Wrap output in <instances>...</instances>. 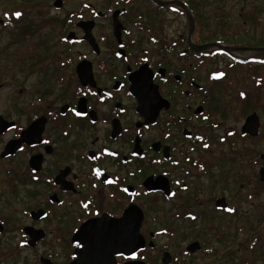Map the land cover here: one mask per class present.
<instances>
[{"label": "flooded vegetation", "instance_id": "obj_1", "mask_svg": "<svg viewBox=\"0 0 264 264\" xmlns=\"http://www.w3.org/2000/svg\"><path fill=\"white\" fill-rule=\"evenodd\" d=\"M136 1L124 3L123 0H117L113 7H109L110 2H107L108 8L104 12L87 4L92 17L103 18L110 12L112 38L103 35L96 38L93 34L95 20L78 17L74 25L82 34L78 36L70 30L62 39L68 43H85L93 56H80L72 67L69 59L59 61L50 70L47 65L40 66L41 80L44 79L40 83L47 89L45 100L39 97L44 110L38 111L31 104L32 112L25 123L21 124L0 114L5 120L14 122L11 129L0 134L3 137L13 131L2 147L0 159L8 161L24 153L25 169L30 174L29 184L39 183L48 187L44 193L46 203L30 210L29 218L38 223L50 216L53 218L50 220L57 219L67 225L64 229L59 228V231L54 229L55 237L65 248V259L53 261L52 254H49L50 258L39 257L40 264H43L41 258L48 259L50 264H174L186 260L188 264H196L197 253L202 249L203 252L211 249L208 247V239L197 235L181 248L173 247L171 242L159 247L157 238L162 235L172 239L175 231L167 225L158 229L154 226L163 217L159 213L164 208L161 206L171 200L180 203L178 211L172 212L173 219L193 221L200 217L190 210L193 202L199 200L197 195L201 192L200 188L194 186L196 178L205 176L210 182L226 180L222 171L212 173V167L218 170L225 165L220 156V164L212 159L210 134H216L220 124L215 121L216 116L211 111L212 87L216 80L212 70L206 71V65L211 62L212 56L222 54L234 57L241 50L235 49L239 45L220 41L219 36L220 39L212 41L209 38L196 43L191 40L192 35L189 41L187 33L186 37L178 36L179 41H169V38L161 35L162 21L159 16L146 10L133 9ZM142 1L147 2L155 12L164 11L168 7L184 11L180 0H158L170 2L165 4L153 0ZM116 10L119 11L117 19L122 25L119 40L113 31V14ZM16 19L14 13L6 19L0 18V29L14 25ZM81 21H93L91 33L98 51L93 50L83 38L84 32L77 26ZM137 30L143 33L135 35ZM70 33L74 35L72 38L69 37ZM107 40L108 47L103 45ZM212 43L219 45H210ZM148 44L155 47L150 49ZM205 44L209 45L197 48ZM30 45L33 46V43L30 42ZM243 47L254 48L252 45ZM253 51L258 50L248 52ZM117 53L120 55L117 56ZM30 57L33 59L34 55ZM83 60L89 62L90 75L87 66L85 74L80 75L77 71V65ZM259 65L256 61L245 64V75L255 81L256 85L258 77L254 71L259 69ZM198 66L204 71L199 77L194 73ZM141 68L143 74L151 70L153 84L157 86L161 97L158 98L157 106L160 107L156 119L149 123L140 114L138 99L131 91V79ZM229 84V87L236 85L233 82ZM74 108L85 115L77 116L72 111ZM42 117L45 124L39 141L35 132L30 137L23 135L31 123ZM229 133L234 135L236 130L226 132L227 136H232ZM227 136H221L220 140L226 141ZM239 136L251 137L248 134L242 135L241 127ZM12 140L16 141L18 149L1 157L5 146ZM42 140L49 143L44 144ZM184 144L190 145L184 147ZM204 144L209 147L205 148ZM194 145L201 146L202 151L206 152L204 160L200 156L197 158L194 150H190ZM259 169L257 174L252 173L248 177L247 184L250 181L260 182ZM243 177L238 172L236 179L244 180ZM242 185L243 182L240 183ZM184 193L188 197L182 199ZM99 198L106 207L98 205ZM220 198L226 202L224 194L215 196L212 209L215 212L226 209L217 206L216 201ZM89 201L91 203L85 209L83 205ZM147 204L159 211L150 220ZM38 210L41 215L34 217L31 213ZM88 225L92 226L87 236L85 232L89 228H85ZM26 226L44 233L34 246L28 244L29 236L24 231ZM24 227L22 231L26 244L32 248L47 235L43 228L31 224ZM212 229L216 233V228ZM76 233V241L73 243L72 238ZM89 240L91 244L87 246ZM193 242H197L198 247L190 250L189 245ZM173 249L174 253L171 252ZM165 256L166 263L163 260Z\"/></svg>", "mask_w": 264, "mask_h": 264}, {"label": "rangeland", "instance_id": "obj_2", "mask_svg": "<svg viewBox=\"0 0 264 264\" xmlns=\"http://www.w3.org/2000/svg\"><path fill=\"white\" fill-rule=\"evenodd\" d=\"M116 1L62 0L61 8L56 9L53 6L54 0H0V18L6 19L15 12L22 13L13 22L14 25L0 29V114L23 124L32 112L31 104L38 111H43L44 105L39 97L44 101L47 89L40 83L44 79L41 80L42 75L39 72L42 70L39 67L47 65L50 70L59 61L66 59L71 61L69 64L72 67L80 56L92 57L93 53L85 43H68L62 38L70 30L75 31L78 36L82 34L74 25L78 17L95 20L93 34L96 38L98 35L112 38L110 12L103 18L92 17L86 5L90 4L97 11L104 12L108 8L107 2H110L109 7H113L116 6ZM187 1L195 4L198 9V18L190 12L193 20V42L201 43L203 39H212L216 26L225 21L230 22L231 28L239 32L235 33L238 34L237 37L244 36L246 30L248 35L256 39H264V0ZM132 8L159 16L162 21L161 35L169 38V41H179L177 37H186L189 31L188 18L181 8L168 7L164 11L155 12L142 0H137ZM142 33L137 30L134 34ZM107 43L108 40L103 45L108 47ZM151 45L148 44V47L153 49L155 46ZM101 49L106 50L103 47ZM181 49L182 45L179 46V50ZM248 51H238L234 57L215 55L206 65V71L212 70L213 75L226 73L216 78L213 83L211 111L220 127L216 128V134H210L209 141L213 161L219 164L223 162L225 165L218 170L212 167V173L222 171L226 180L210 182L205 176L195 179V188L201 189L197 195L200 202L195 200L190 210L198 213L200 217L193 221L173 219L172 212L178 211L179 201L164 203L161 206L164 207L162 212L155 211L147 204L149 220L157 212L163 214L154 226L156 229L167 225L175 231L172 239L159 236V247L171 242L173 247L181 248L196 235L208 239V247L211 249L206 250L207 252L202 249L197 253L196 264H264V183L250 181L247 184L248 177L252 173L257 174L258 169L264 166V63L260 62L259 69L254 71L258 77L256 85L255 81L245 75L247 66L237 61L256 58L254 53L261 50ZM30 55H34L33 59ZM200 68H196L195 76L199 77L204 72ZM230 82L236 85L229 87ZM241 92L246 95L241 97ZM252 112H256L259 117V132L255 137L241 138L240 127L245 117ZM230 129L236 130V134L227 136L226 132ZM12 133L13 131H9L0 137V152ZM221 136H227L226 141L222 142ZM188 145L190 144H184V147ZM190 150H194L197 158L200 156L204 160L207 157L201 146L194 145ZM25 157L22 153L8 161L0 159V264H40L39 257L50 258L49 254H52L53 261H63L66 251L58 237H55L54 229H64L66 223L57 219L50 220L53 219L50 216L37 223L28 216L30 210L46 203L44 193L48 187L39 183L29 184L30 174L25 169ZM238 172L243 174L244 180L236 179ZM223 194L226 196V209L215 212L212 210L213 198ZM186 197V193L182 194V199ZM97 201L100 207H106L100 198ZM228 209L235 211L229 212ZM26 224L43 228L47 232L44 240L33 248L22 244L26 240L22 227ZM212 228H216V233ZM173 251L175 250H171L172 253ZM180 262L182 263L174 264H188V260Z\"/></svg>", "mask_w": 264, "mask_h": 264}, {"label": "water", "instance_id": "obj_3", "mask_svg": "<svg viewBox=\"0 0 264 264\" xmlns=\"http://www.w3.org/2000/svg\"><path fill=\"white\" fill-rule=\"evenodd\" d=\"M153 1L159 4L170 3V2H159L158 0H153ZM179 2H180L181 7L186 12L187 18L189 21L188 39L190 41V35L193 29V20H192L190 12L186 9L183 3L181 1ZM61 4H62V0L54 1L55 7H60ZM118 13L119 11L116 10L113 14V31H114L115 37L119 40L122 25L117 19ZM77 26L82 28L84 32L83 38L91 45L92 49L95 51H98L97 44L91 33L93 21H81V22H78ZM73 36L74 35L72 33L69 34V37L72 38ZM207 45L209 44L198 46L197 48H203V47H206ZM210 45H219V44L212 43ZM235 49L236 50H264V46L259 47V48L237 47ZM86 66L88 68V74L90 75L89 62L86 60L81 61L77 65V71L80 75L86 73L85 72ZM152 78H153V74L151 73V70L148 69L147 73L143 74V69L141 68L134 73V77L133 79H131L132 81L131 91L138 99V110L140 114L145 117L148 123L153 122L156 119L157 111L160 107L159 105L157 106V103L159 101L158 98L159 99L161 98L157 91V86L153 84ZM141 91H143L142 95L140 94ZM145 93H147V95H145ZM44 124H45V119L42 117L38 119L37 121L31 123L30 126L27 128V130L24 131L23 135L27 134V137H30V135L35 132L36 137H37L36 139L37 141H39L40 134L44 128ZM13 126H14V122L7 121L2 116H0V134L8 129H11ZM259 126H260L259 117L256 114V112H252L251 114L247 115L246 118L244 119V122L241 126V134L242 135L248 134L250 136H256L259 132ZM16 149H18L16 145V141L14 140L9 141L7 145L5 146L4 151L1 153V157L14 152ZM261 157H263V155ZM259 180L261 182H264V166H261L259 169ZM216 204L219 207H226V202L223 198L218 199L216 201ZM31 214L34 217H39L41 215V211L38 210L36 212H32ZM91 226L88 225L85 228V230L89 228L85 232V234L87 233V236L90 234ZM1 230H2V226L0 224V231ZM85 230H83L82 233ZM24 231L29 236L28 244L31 246H34L35 243L44 236V233L41 230H35L28 226L24 227ZM77 234L78 233H76L72 238L73 243H75L76 241L75 239H76ZM196 247H198L197 242H193L192 244L189 245L190 250H194L196 249ZM165 258L166 256L163 258V260L166 263L167 260ZM41 261L43 262V264H50V261L48 259L41 258ZM73 264H75V262Z\"/></svg>", "mask_w": 264, "mask_h": 264}, {"label": "trees", "instance_id": "obj_4", "mask_svg": "<svg viewBox=\"0 0 264 264\" xmlns=\"http://www.w3.org/2000/svg\"><path fill=\"white\" fill-rule=\"evenodd\" d=\"M130 1H135V0H123L124 3H128ZM185 6L189 9V11L194 14L197 18H198V9L196 7L195 4H192V2L190 1H183ZM138 15V12L133 16L134 18ZM243 15V13H242ZM247 15V14H245ZM232 25L230 24V22H223L222 24H219L216 26V29H214V35L212 37L213 40L216 39H220V41H223L225 43H233L239 46H255V47H261L264 45V39L262 38H258L256 39L255 37H253L252 35H248L247 31L244 30V32L246 33L244 36H238L235 33H239L236 32L235 29L231 28ZM230 29V30H229ZM233 32H232V31ZM220 38H219V37ZM211 39V40H212ZM205 39H203L204 41ZM206 40H209V38H207ZM212 40V41H213ZM256 55V58L258 59H263L264 56V51H259L257 53H254ZM249 61H244L243 63L246 64Z\"/></svg>", "mask_w": 264, "mask_h": 264}, {"label": "snow or ice", "instance_id": "obj_5", "mask_svg": "<svg viewBox=\"0 0 264 264\" xmlns=\"http://www.w3.org/2000/svg\"><path fill=\"white\" fill-rule=\"evenodd\" d=\"M14 15H15L17 18H19V17L22 15V13H21V12H15ZM121 47H123V46L121 45ZM116 55L119 56L120 53H117ZM145 59H147V57H145ZM149 75H151V74H149ZM224 75H225L224 73H216V74H214V78H219V77H222V76H224ZM89 91H91V90H89ZM108 95L110 96L111 93H109ZM245 95H246V94H245L244 92H241V93H240V96H241V97H244ZM101 99H103V97H101ZM72 111H73L77 116L85 115V113L79 112V111H77L75 108L72 109ZM121 111H123V109H121ZM205 119H207V117H205ZM229 135H233V133H229ZM200 139H203V137H200ZM41 142L44 143V144L49 143V141H46V140H42ZM204 147H205V148H208L209 145H208V144H204ZM33 171H35V169H34ZM97 175H99V171H98V170H97ZM125 191H127V190L125 189ZM90 203H91V201H89L88 203H85V204L83 205V207H84L85 209H87V208L89 207V204H90ZM228 211H229V212H233V211H235V209H228ZM96 214L99 215L98 212H97ZM189 215H191V213H190ZM192 219H195V217H192ZM26 243H27V241H23V242H22V244H26ZM133 256H135V253H133Z\"/></svg>", "mask_w": 264, "mask_h": 264}, {"label": "bare ground", "instance_id": "obj_6", "mask_svg": "<svg viewBox=\"0 0 264 264\" xmlns=\"http://www.w3.org/2000/svg\"><path fill=\"white\" fill-rule=\"evenodd\" d=\"M90 244H91V240L88 241L87 246H88V245L90 246ZM98 251H99V250H97V252H98Z\"/></svg>", "mask_w": 264, "mask_h": 264}]
</instances>
